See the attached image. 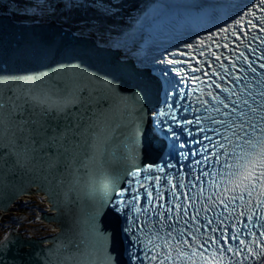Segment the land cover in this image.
<instances>
[{
	"label": "snow or ice",
	"instance_id": "obj_1",
	"mask_svg": "<svg viewBox=\"0 0 264 264\" xmlns=\"http://www.w3.org/2000/svg\"><path fill=\"white\" fill-rule=\"evenodd\" d=\"M205 7L203 23L192 24L188 39L176 50L165 47L151 57L152 65H163L152 83L73 66L74 75L118 102L106 110L120 120L115 127L129 130L118 147L104 112L84 122L79 95H53L37 87L46 82L44 74L13 78L0 69V198L5 210L33 187L56 206L54 189L63 181H53L61 169L70 171L76 183L75 173L97 156L101 167L109 169L103 194L73 217L91 248L70 252L65 229L41 241L54 247L35 254L39 264H65L74 256L83 258L81 264H264V0H225ZM90 8L108 13L104 0H31L29 12L67 21ZM79 27L91 30L95 21L82 20ZM129 38L122 33L110 44L130 50ZM226 77L233 87L222 86ZM186 78L195 87L178 93ZM149 121L163 137L159 152L142 151L140 135ZM182 133L199 145L195 151ZM106 213L108 231L101 224ZM14 242L11 234L5 237L0 257Z\"/></svg>",
	"mask_w": 264,
	"mask_h": 264
},
{
	"label": "water",
	"instance_id": "obj_2",
	"mask_svg": "<svg viewBox=\"0 0 264 264\" xmlns=\"http://www.w3.org/2000/svg\"><path fill=\"white\" fill-rule=\"evenodd\" d=\"M48 49H51L52 54H47ZM120 53L99 45L93 38L74 34L54 21L17 23L9 16L0 15V69H5L8 73L13 74V78L44 74L46 82L37 87L46 89L53 95L67 93L79 95L84 105L80 111V115L84 116V122L88 123V118L92 117L93 113L100 116L104 112L115 129L116 139L113 144L117 147L124 141L129 130L123 126L115 127L117 123H120V120L114 113L106 110L110 105L115 108L118 102L104 97L103 93L98 90L97 84L82 80L74 75L73 66L79 65L85 71L99 76L108 73L121 78H126L129 75L136 77L133 72V64L118 59ZM49 73L51 76H47ZM137 78L148 83L146 79L139 76ZM142 139L143 137L140 135V140L143 141ZM164 143L166 144V142ZM159 145L161 146L160 143L155 146ZM111 150L110 148L107 157L109 161H111ZM147 150V148L142 149V151ZM102 163L99 156L95 161H86L87 166L80 167L79 172L75 173L79 183L74 182L70 171L61 169L60 174L53 181V184L63 181V183L57 184L54 189L56 206L50 202L49 196L37 187H33L30 192L14 199L6 210L4 199L0 198V214L7 215L24 198L34 197L35 194L43 195L48 209L41 211L36 221L56 225L59 229L54 235L44 238L27 237L17 228L11 229L5 237L11 234L15 238V242L9 245L6 255L0 257V262L6 260L7 264H39L35 254L40 249L54 247L52 243H41V241H50L53 237L62 235L65 229H69L66 240L72 242L70 252L76 253L90 249L92 241L81 234L82 230L78 225H74L73 217L78 215L81 209L86 210L92 200L98 198L105 191L109 182V169L101 167ZM71 171L74 172V169ZM89 192H91V199H86ZM36 198L40 201V198L37 196ZM57 206L59 212L56 211ZM46 217L58 218V222H49ZM101 224L105 231L110 230L107 213L101 219ZM23 227L24 225L20 226V228ZM5 237L0 243L4 241ZM76 245L80 247L77 248ZM82 259V257L74 256L71 261L65 262V264H81Z\"/></svg>",
	"mask_w": 264,
	"mask_h": 264
},
{
	"label": "trees",
	"instance_id": "obj_3",
	"mask_svg": "<svg viewBox=\"0 0 264 264\" xmlns=\"http://www.w3.org/2000/svg\"><path fill=\"white\" fill-rule=\"evenodd\" d=\"M161 1L162 0H104V4L108 8V13L106 15H99L94 9L90 8L87 13H74L65 21L60 17L43 19L33 17L29 12L31 0H0V14L10 15L19 23H30L29 20L39 19L41 21H50L53 19L74 33L79 32L80 34L77 35L94 37L99 41V44L112 47L110 38H115L122 33L133 31L139 21L143 17L149 15ZM9 3L11 5H9ZM15 4H18V7H14ZM86 19L95 21V27L93 29L84 30L79 27V22ZM24 209L23 213L25 211ZM36 211L38 214L41 212V210L38 209H36ZM18 215H20V213ZM7 220L3 219L2 221V218H0V229L5 232V235L12 229L7 226V223H9V220ZM28 223L30 224L31 222L19 223V226H26ZM25 230L26 229L23 227L22 232L25 233ZM4 236L1 237L0 241Z\"/></svg>",
	"mask_w": 264,
	"mask_h": 264
},
{
	"label": "bare ground",
	"instance_id": "obj_4",
	"mask_svg": "<svg viewBox=\"0 0 264 264\" xmlns=\"http://www.w3.org/2000/svg\"><path fill=\"white\" fill-rule=\"evenodd\" d=\"M200 3L196 2L194 4H181L176 1V3L170 2L169 5H167L165 8L159 9L157 12H150V15L140 24L135 31H131L132 34L129 38V48L130 50H118V49H112L113 51H119L121 52L118 57L119 60L125 61L130 60L129 57H124L122 53L124 54V51L126 53H129L132 57L134 55V49L140 48L142 46V43L148 38H157V34L154 32V26L160 19H167L170 17L169 14H174L177 16V19L180 22H186L188 20L187 15H191V12L196 11ZM201 5V4H200ZM199 20L198 18H195V21ZM173 31L178 32L179 29L177 26L173 28ZM129 32V34L131 33ZM143 48V47H142ZM40 198L41 201H46L45 197L43 195H34V197ZM53 231L58 232L59 229L56 225H53Z\"/></svg>",
	"mask_w": 264,
	"mask_h": 264
},
{
	"label": "rangeland",
	"instance_id": "obj_5",
	"mask_svg": "<svg viewBox=\"0 0 264 264\" xmlns=\"http://www.w3.org/2000/svg\"><path fill=\"white\" fill-rule=\"evenodd\" d=\"M167 1L168 0H162L157 6L155 9H162L164 6H166L167 4ZM171 2L173 3H176V1L172 0ZM150 15V14H149ZM148 15V16H149ZM147 16V17H148ZM147 17H143L139 23H138V26L140 24H142V22L147 18ZM137 26V27H138ZM136 27V29H137ZM135 29V30H136ZM134 30V31H135ZM132 34V32L130 33V35ZM32 202V203H31ZM48 204L45 203L44 201H39V199H37L36 197H28V198H24L22 201H20L17 205H15L11 211V213L7 214V215H4V214H1L0 215V218H2V221L3 219H8V217L10 216H13V219L14 217L18 219V222L17 223H7V226L9 228H18L19 227V223H26V222H32L35 218H36V215L38 214L36 209L38 210H46L48 209ZM26 207H33L32 209L31 208H26ZM16 208H18V210H16ZM25 208V209H24ZM23 209L25 210L24 213H23ZM20 213V215H18ZM18 215V216H17ZM1 221V222H2ZM8 221V220H7ZM37 224V223H35ZM40 225L44 226V227H41ZM24 228L26 229L25 230V234L26 235H32V237H39L41 236L42 234L46 233L43 229H48L50 233H54L53 231V226H45L44 224H41L39 223L38 225H30L29 223L24 226ZM23 228H21L19 231H22ZM5 235V232L1 231L0 229V239L2 236Z\"/></svg>",
	"mask_w": 264,
	"mask_h": 264
},
{
	"label": "flooded vegetation",
	"instance_id": "obj_6",
	"mask_svg": "<svg viewBox=\"0 0 264 264\" xmlns=\"http://www.w3.org/2000/svg\"><path fill=\"white\" fill-rule=\"evenodd\" d=\"M32 203V202H31ZM28 208H31V207H28ZM16 210H18V208H16ZM8 220H9V223H17L18 222V219L14 217L13 219V216H10L8 217ZM49 234V233H48ZM48 235L47 234H42L39 238H44V237H47ZM50 236V235H49Z\"/></svg>",
	"mask_w": 264,
	"mask_h": 264
},
{
	"label": "clouds",
	"instance_id": "obj_7",
	"mask_svg": "<svg viewBox=\"0 0 264 264\" xmlns=\"http://www.w3.org/2000/svg\"><path fill=\"white\" fill-rule=\"evenodd\" d=\"M45 203H46V202H45ZM43 210H44V209H43ZM43 210H42V211H43ZM0 215H1V214H0ZM42 224H44V225L47 226V227H49V226H53V225H49V224H45V223H42ZM37 225H38V224H37ZM5 236H6V235H5ZM5 236H4V237H5ZM38 238H39V237H38Z\"/></svg>",
	"mask_w": 264,
	"mask_h": 264
}]
</instances>
